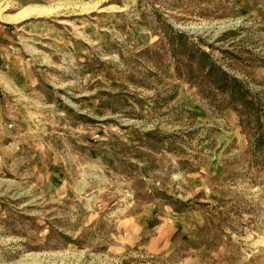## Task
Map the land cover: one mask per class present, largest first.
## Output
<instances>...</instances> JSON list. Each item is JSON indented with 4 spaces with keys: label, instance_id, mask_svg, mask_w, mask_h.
I'll use <instances>...</instances> for the list:
<instances>
[{
    "label": "rangeland",
    "instance_id": "1",
    "mask_svg": "<svg viewBox=\"0 0 264 264\" xmlns=\"http://www.w3.org/2000/svg\"><path fill=\"white\" fill-rule=\"evenodd\" d=\"M0 264H264V0H0Z\"/></svg>",
    "mask_w": 264,
    "mask_h": 264
},
{
    "label": "trees",
    "instance_id": "2",
    "mask_svg": "<svg viewBox=\"0 0 264 264\" xmlns=\"http://www.w3.org/2000/svg\"><path fill=\"white\" fill-rule=\"evenodd\" d=\"M205 55V52H203ZM200 63L203 64V60H200ZM209 76L212 78V83L216 86V88L224 91L232 98H236L238 100H242L245 103L246 97L242 93V90L238 87V79L231 76L228 72L217 67L215 63L211 64V68H209ZM241 90V91H240Z\"/></svg>",
    "mask_w": 264,
    "mask_h": 264
}]
</instances>
